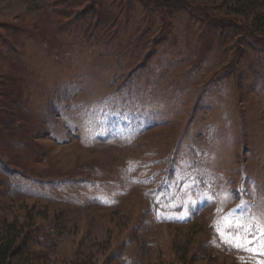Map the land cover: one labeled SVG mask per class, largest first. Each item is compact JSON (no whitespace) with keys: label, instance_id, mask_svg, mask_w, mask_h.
I'll return each instance as SVG.
<instances>
[{"label":"rangeland","instance_id":"374dc122","mask_svg":"<svg viewBox=\"0 0 264 264\" xmlns=\"http://www.w3.org/2000/svg\"><path fill=\"white\" fill-rule=\"evenodd\" d=\"M161 1L0 0V226L35 264H264V34Z\"/></svg>","mask_w":264,"mask_h":264},{"label":"trees","instance_id":"16d2710c","mask_svg":"<svg viewBox=\"0 0 264 264\" xmlns=\"http://www.w3.org/2000/svg\"><path fill=\"white\" fill-rule=\"evenodd\" d=\"M156 2L167 3L161 0H155ZM258 1H236L232 6H229L227 9L226 17L228 18H239V15H244L242 21L246 24L245 27L250 32V36L256 38H263L257 35L264 34V4L257 6ZM188 3L185 1H176L174 5L178 6H187ZM173 5V6H174ZM88 9H85L84 15L87 14ZM257 10V11H256ZM92 13H97L96 11L92 10ZM100 14L101 12L98 11ZM97 13V14H98ZM93 14V17H94ZM233 15V17H232ZM92 16V15H91ZM224 17V16H223ZM224 20V18H222ZM231 21H237L238 19H230ZM239 21V20H238ZM8 80V79H7ZM9 81V80H8ZM16 95H21L20 90L17 89ZM3 98H7L6 94L2 93ZM7 106L0 104V112L5 114L4 110L1 108ZM0 114V115H2ZM18 128V126H17ZM25 226L23 224L14 222L3 223L0 226V264H35L31 261L30 255L27 251L29 248L30 242V234L28 230H25ZM26 231V232H25ZM21 237L24 239L21 240ZM19 239L24 244H19L17 241Z\"/></svg>","mask_w":264,"mask_h":264},{"label":"snow or ice","instance_id":"6c2138e0","mask_svg":"<svg viewBox=\"0 0 264 264\" xmlns=\"http://www.w3.org/2000/svg\"><path fill=\"white\" fill-rule=\"evenodd\" d=\"M225 223L227 227H225L224 231L221 233L222 236L225 237V243H234L237 247H242L244 243H250L248 240V232H245L243 236L237 235V230L231 227V218L226 217ZM220 229L218 228V231Z\"/></svg>","mask_w":264,"mask_h":264}]
</instances>
